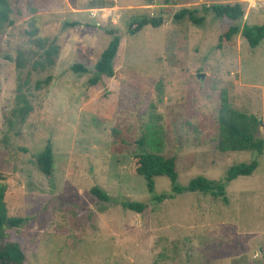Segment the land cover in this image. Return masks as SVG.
Segmentation results:
<instances>
[{
  "label": "rangeland",
  "instance_id": "obj_1",
  "mask_svg": "<svg viewBox=\"0 0 264 264\" xmlns=\"http://www.w3.org/2000/svg\"><path fill=\"white\" fill-rule=\"evenodd\" d=\"M21 1V0H20ZM36 14L20 17L0 34V174L9 217L25 219L6 229L5 240L23 249L25 264H264V152L218 151V109L229 105L259 121L264 140V40L254 49L238 35L219 44L228 23L203 5L242 3L241 24H264V0H22ZM198 8L201 25L175 20ZM160 17V28L131 36L129 23ZM78 23L75 27L67 24ZM122 36L114 76L96 85L94 64L111 38ZM57 49L54 64L33 68ZM31 111L23 123L16 107V58ZM79 63L86 73H73ZM203 75V78H198ZM50 77L48 85L35 88ZM142 149L175 159L176 185L197 177L223 182L228 168L254 159L250 176L226 184L227 202L184 192L171 194L166 177L149 194L135 173ZM50 142L53 175L36 156ZM109 196L101 202L90 190ZM123 202L145 204L141 212Z\"/></svg>",
  "mask_w": 264,
  "mask_h": 264
},
{
  "label": "trees",
  "instance_id": "obj_2",
  "mask_svg": "<svg viewBox=\"0 0 264 264\" xmlns=\"http://www.w3.org/2000/svg\"><path fill=\"white\" fill-rule=\"evenodd\" d=\"M22 1V0H21ZM20 0H0V34L6 29L12 27L16 20L22 16L27 17L36 14V9L32 2L23 3ZM168 4L169 0H164ZM203 12L212 13L219 20L228 23V27L219 36V44H228L236 36H240L249 46L256 48L264 40V24L247 26L242 25V19L245 14V8L242 3L231 4H212L201 7ZM198 8L181 9L174 15L175 20L187 18L194 25H201L204 17H198ZM21 17V18H22ZM78 23H70L66 26L75 27ZM163 25L160 17L142 16L134 18L129 23L128 34L133 36L140 32L144 27L160 28ZM111 40L107 47L101 53L99 59L94 64V76L88 80L90 85H96L102 77L112 78L114 76V60L117 56L122 33L117 29H106ZM57 49H50L43 52V61H36L33 68H44L45 65L52 66L54 64L53 56L56 55ZM15 67L17 70V86L15 103L12 115L18 119L19 123H23L25 118L31 111V106L26 98L25 86L26 79L21 82L22 71L25 63L20 57L16 58ZM73 73H86L87 70L83 65L76 63L71 67ZM50 77L43 82L37 81L35 88L39 89L42 84L48 85ZM218 144L217 149L222 153L226 152H244L248 151L255 154L256 157L261 156L264 152V140L258 136L259 121L252 115H246L233 109L225 95L221 96L218 109ZM140 152L135 156V173L143 177L149 194L154 192V178L166 177L171 182V194L152 197L154 202L160 203L167 199L174 198L175 195L187 193H199L201 195H209L215 199H221L227 202L225 197L226 184L237 179L238 177L250 176L258 166L256 159L248 163H240L228 168L226 177L223 182L207 180L203 177L193 179L187 187L180 188L176 185L178 173L176 171L175 159L165 158L159 154L148 152L142 149L145 145L144 141H139ZM142 146V147H141ZM36 165L40 173L45 177H52L54 167V156L50 142H47L45 148L36 156ZM4 181V177L0 174V183ZM90 193L101 202H108L109 196L101 189L94 187ZM5 189L0 184V264H25V256L23 249L17 243L5 240V230L19 228L24 225L25 219L21 217H9L7 207L4 201ZM121 206L130 211L141 213L145 208V204L137 202H123Z\"/></svg>",
  "mask_w": 264,
  "mask_h": 264
},
{
  "label": "water",
  "instance_id": "obj_3",
  "mask_svg": "<svg viewBox=\"0 0 264 264\" xmlns=\"http://www.w3.org/2000/svg\"><path fill=\"white\" fill-rule=\"evenodd\" d=\"M198 78H203V75H198Z\"/></svg>",
  "mask_w": 264,
  "mask_h": 264
}]
</instances>
